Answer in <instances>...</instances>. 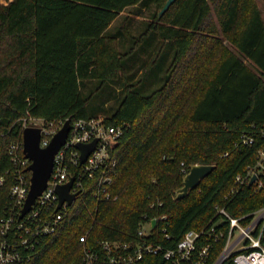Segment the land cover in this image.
<instances>
[{"label":"trees","instance_id":"16d2710c","mask_svg":"<svg viewBox=\"0 0 264 264\" xmlns=\"http://www.w3.org/2000/svg\"><path fill=\"white\" fill-rule=\"evenodd\" d=\"M164 2L0 0V221L13 208L7 147L21 140L23 118L102 116L123 130L110 145L116 199L96 203L80 192L25 264H66L79 258L86 230L88 241L128 240L143 217L162 215L169 236L157 228L152 241L165 249L190 229L224 230L213 264L228 216L246 225L264 207V176L260 186L235 181L264 146L263 10L257 0H174L159 15ZM136 15L146 17L136 25ZM196 163L214 167L176 198ZM135 264L166 261L160 251Z\"/></svg>","mask_w":264,"mask_h":264},{"label":"built area","instance_id":"2783aa9c","mask_svg":"<svg viewBox=\"0 0 264 264\" xmlns=\"http://www.w3.org/2000/svg\"><path fill=\"white\" fill-rule=\"evenodd\" d=\"M30 120L39 123L32 124ZM64 120L45 122L40 117H30L29 120L23 118L21 135L26 126L40 127V146H46ZM122 131L121 126L106 124L102 116L71 121L67 138L55 155L46 187L36 197L32 207L21 217L20 210L30 185L31 171L27 169L30 159L24 156L22 138L10 142L7 151L14 169V182L9 190L13 208L8 216L0 221V264H25L31 261L41 239L55 233L69 218V206L80 192L86 194L90 191V196L96 203L116 199L117 195L111 190L116 159L110 145L122 134ZM94 139H96L95 146L81 162L80 150L76 144ZM248 141L251 142L252 139ZM259 172L264 174V146L258 150L256 165L250 167L245 176L237 174L235 181L249 182L251 176ZM71 177L73 181L69 192L75 193V197L71 202L65 200L57 208L59 198L56 186L68 182ZM255 181L260 186L261 176ZM1 182L2 178H0ZM152 205L150 204L151 207ZM215 208L227 215L223 208L218 206ZM263 208L258 210L262 211V215L255 220L253 216L246 225L241 224L238 218L227 215L229 226L226 242L213 264H221L233 253V264H264V244L261 241L264 224ZM165 218V215L143 217L138 222L136 232L128 240L95 238L88 241L87 236L90 231L88 229L79 237L82 242L79 258L66 264H135L143 257L160 251L166 264H206L213 243L225 234L224 230L217 229L215 225L200 231L190 229L183 234L174 248L165 249L160 243L152 241L154 230L157 228L165 237L169 236L166 226H159V220ZM261 221L262 225L259 226ZM257 228L258 233L255 234ZM236 230L237 233L234 235Z\"/></svg>","mask_w":264,"mask_h":264},{"label":"water","instance_id":"95a60500","mask_svg":"<svg viewBox=\"0 0 264 264\" xmlns=\"http://www.w3.org/2000/svg\"><path fill=\"white\" fill-rule=\"evenodd\" d=\"M173 1L174 0H165L163 6L159 10V15L164 13ZM70 123V118H66L61 127L52 135L49 143L43 147L40 146V127L29 125L23 128V153L25 157L30 159V164L27 169L31 171V175L29 190L23 207L20 210V217L32 207L36 197L39 196L46 187L47 180L53 168L55 155L67 138ZM95 143L96 139L90 142H78L76 144V147L80 150L81 162L86 159L87 155L95 146ZM213 167V164H192L188 172L183 176V184L177 190L176 198L185 196L190 188L195 187L203 177L212 171ZM258 176H264V174L262 172L253 174L249 182H254ZM72 181L73 177H71L68 182L56 186V192L59 198L57 208L60 207L65 200L71 202L74 199L75 193L69 192ZM152 224L154 225V221Z\"/></svg>","mask_w":264,"mask_h":264},{"label":"rangeland","instance_id":"374dc122","mask_svg":"<svg viewBox=\"0 0 264 264\" xmlns=\"http://www.w3.org/2000/svg\"><path fill=\"white\" fill-rule=\"evenodd\" d=\"M8 0H1V2H3V3H5V2H7ZM257 3H258V5L261 7V9L263 10V13H264V5H263V1L262 0H257ZM128 9L126 8L125 10H123L121 13H127L128 11H127ZM121 13L119 14V15H121ZM119 18H117L115 21H114V23H117V22H119V20H120V17L121 16H118ZM135 18V20H134V23L136 24V25H138V23H139V21H142L146 16H144V15H141V16H134ZM83 91H84V93H89L90 92V89H89V87L88 86H84V88H83ZM28 120V119H27ZM31 121V120H30ZM30 123H32V124H35V123H39V122H37V121H31ZM29 123V124H30ZM263 210H264V208H263ZM262 215V211H257L256 213H254V219L253 220H255L257 217H259V216H261ZM263 219V218H262ZM237 233V230L234 232V235Z\"/></svg>","mask_w":264,"mask_h":264}]
</instances>
